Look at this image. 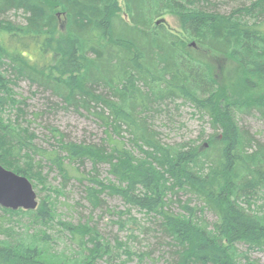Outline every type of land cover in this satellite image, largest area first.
Masks as SVG:
<instances>
[{
    "label": "trees",
    "instance_id": "obj_1",
    "mask_svg": "<svg viewBox=\"0 0 264 264\" xmlns=\"http://www.w3.org/2000/svg\"><path fill=\"white\" fill-rule=\"evenodd\" d=\"M210 1L123 0L122 13L120 0H0V165L47 190L41 158L65 182L73 165L89 161L93 169L82 180L93 210L106 206L102 195H109L159 216L175 249L172 264H255L239 246L264 249V143L240 127L237 114L257 110L264 117V0L230 13L206 9ZM19 13L24 24L10 19ZM166 15L177 19L183 36L166 28ZM224 67L242 84L244 100L226 96ZM23 80L58 100L49 99L50 108L95 117L104 143L74 142L50 127L56 145L37 144L27 99L16 91ZM178 102L210 118L215 134L204 152L196 141L166 144L153 127L150 111ZM101 164L112 179L100 178ZM179 192L196 195L202 207L181 203L183 212L174 213ZM50 198L37 210L2 209L41 227L32 241L8 232L0 264H47L51 243L43 228L51 229L55 218ZM60 225L77 241L80 257L62 252L54 264L112 262L123 248L131 256L126 243L103 242L95 228Z\"/></svg>",
    "mask_w": 264,
    "mask_h": 264
},
{
    "label": "rangeland",
    "instance_id": "obj_2",
    "mask_svg": "<svg viewBox=\"0 0 264 264\" xmlns=\"http://www.w3.org/2000/svg\"><path fill=\"white\" fill-rule=\"evenodd\" d=\"M250 1L211 0L210 3H204V6L208 10L230 13L245 3L249 4ZM202 5L201 7H203ZM120 6L123 13L125 10L123 0H120ZM10 19L17 24H24L25 22L22 13L17 16L10 14ZM161 20L169 31L183 36L175 17L166 15ZM224 65L227 66V64ZM216 67H220V64L216 63ZM224 68L226 76L221 80V86H228L226 96L233 100H244L240 95L245 92V89L241 87L242 84L239 81H234V71L229 70L227 67ZM16 91L27 99V117L32 123L30 128L38 137L36 143L43 148L50 150L56 145L54 138L50 135V127H56L65 134L68 140L74 142L104 143L106 139L105 129L95 117L85 112L79 114L73 110L50 108L49 99L54 102L58 100L50 97L49 93L44 92L37 85L26 80L19 83ZM254 96L262 95L255 94ZM154 112L155 110L150 111V120L153 127L160 133L164 143L183 145L196 141L195 145H198V150L201 152L209 148V136L215 134L209 117L203 116L193 107L179 104V102L177 104L168 103L158 113ZM237 121L244 131L249 132L251 136L264 143V117L260 115V112L257 110L239 112ZM208 152L207 156L215 157V151L209 150ZM36 159L38 160L40 157L38 156ZM41 159L43 160V174L47 176L46 185L48 188L47 190H42V185H40L36 189L33 185L38 195V208L42 199L51 196L49 201L54 203L53 216H55L53 223H51V229H45L42 226L50 236L51 243L45 249L49 251V257L44 259L45 263L54 264L53 259H58L62 252H66L71 258L80 257V248L77 241L72 240V237L65 233L63 226L60 225V222H68L74 225H87L95 228L101 235L103 242L108 241L116 244V240H118L126 243L128 249H130L131 256L124 253L126 248L118 249L115 251L112 262H107V258H104L98 264H172V251L175 249L169 237L165 235L160 227L159 216L131 208L122 199L109 195H102L106 201V206L93 210L85 198L87 182L82 180V175L88 174L93 169L92 163L87 161L83 165H73L74 169L71 171V178L65 182L57 170L51 169L47 161L43 158ZM98 168L100 169V178L102 180L112 179L108 172L109 166L107 164H101ZM77 170H79V173ZM51 188H58L62 193L55 194ZM181 203H189L193 208H201L203 205L196 195L179 192L173 197L170 210L174 213L183 212ZM251 203V208L257 210L259 203ZM2 209L0 206V242L8 238V232L18 237L28 235L30 241L35 237V234L40 233L39 227L41 226L36 225V227H33L30 217L22 214L9 216ZM205 213L204 215L210 222L215 221L212 213L208 211ZM17 220L20 222L17 223ZM239 249L243 253H248L255 264H264V249L249 251L245 245L239 246Z\"/></svg>",
    "mask_w": 264,
    "mask_h": 264
},
{
    "label": "water",
    "instance_id": "obj_3",
    "mask_svg": "<svg viewBox=\"0 0 264 264\" xmlns=\"http://www.w3.org/2000/svg\"><path fill=\"white\" fill-rule=\"evenodd\" d=\"M0 206L12 210H36L39 206L38 195L32 182L2 165H0Z\"/></svg>",
    "mask_w": 264,
    "mask_h": 264
}]
</instances>
